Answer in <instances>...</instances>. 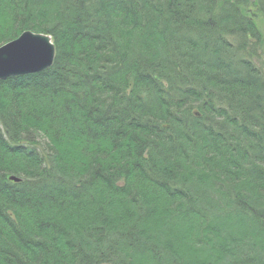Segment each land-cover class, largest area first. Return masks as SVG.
Here are the masks:
<instances>
[{
	"label": "trees",
	"instance_id": "1",
	"mask_svg": "<svg viewBox=\"0 0 264 264\" xmlns=\"http://www.w3.org/2000/svg\"><path fill=\"white\" fill-rule=\"evenodd\" d=\"M250 2L0 0L56 52L0 81V264H264Z\"/></svg>",
	"mask_w": 264,
	"mask_h": 264
},
{
	"label": "water",
	"instance_id": "2",
	"mask_svg": "<svg viewBox=\"0 0 264 264\" xmlns=\"http://www.w3.org/2000/svg\"><path fill=\"white\" fill-rule=\"evenodd\" d=\"M52 40L45 34L25 32L17 39L0 46V81L43 72L54 63ZM11 182L18 178L11 177Z\"/></svg>",
	"mask_w": 264,
	"mask_h": 264
},
{
	"label": "rangeland",
	"instance_id": "3",
	"mask_svg": "<svg viewBox=\"0 0 264 264\" xmlns=\"http://www.w3.org/2000/svg\"><path fill=\"white\" fill-rule=\"evenodd\" d=\"M251 2L249 3L250 6H248V15H249V18L253 21L255 27H256V30L258 31L259 33V38H260V49H259V52H261V56H260V63L263 61L264 63V16L259 12L257 11V9L253 6L254 4V0H250ZM255 38L256 37H253V41H255ZM51 39V38H50ZM15 40V39H14ZM13 41V40H11ZM10 43V42H9ZM53 43V42H52ZM6 44V43H5ZM1 46V45H0ZM54 46V45H53ZM55 50V48H54ZM56 53V52H55ZM55 57V56H54ZM54 61V60H53ZM259 62V61H258ZM54 64V63H53ZM53 66V65H52ZM51 66V67H52ZM50 67V68H51ZM80 67V66H79ZM48 68V69H50ZM82 69V67H81ZM47 70V69H46ZM44 72V71H43ZM41 73V72H39ZM10 79V78H9ZM5 80V79H4ZM232 224H234L232 222ZM231 227V226H230ZM235 224L234 226H232L231 229H233V231H236L237 230V227H235ZM228 230V231H231ZM240 229V228H239ZM251 243H255V242H251Z\"/></svg>",
	"mask_w": 264,
	"mask_h": 264
},
{
	"label": "bare ground",
	"instance_id": "4",
	"mask_svg": "<svg viewBox=\"0 0 264 264\" xmlns=\"http://www.w3.org/2000/svg\"><path fill=\"white\" fill-rule=\"evenodd\" d=\"M25 32H32V33H35V34H39V33L34 32V31H32V30H31V31H24V32H22L21 34H23V33H25ZM20 36H21V35H19L18 37H20ZM47 36H48V35H47ZM18 37H17V38H18ZM17 38H16V39H17ZM33 74H37V73H33ZM22 76H24V75H22ZM22 76H16V77H22ZM7 79H9V78H7ZM5 80H6V79H5ZM11 177H13V178H17V177H14V176H10L9 179H10ZM9 179H8V180H9ZM9 181H10V180H9ZM20 182H21V180L19 179L18 183H20ZM54 250H55V249H54ZM56 252H57V249H56Z\"/></svg>",
	"mask_w": 264,
	"mask_h": 264
}]
</instances>
